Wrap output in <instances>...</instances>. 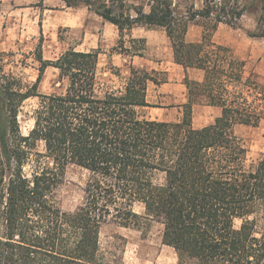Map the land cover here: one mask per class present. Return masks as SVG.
Wrapping results in <instances>:
<instances>
[{
	"label": "trees",
	"instance_id": "1",
	"mask_svg": "<svg viewBox=\"0 0 264 264\" xmlns=\"http://www.w3.org/2000/svg\"><path fill=\"white\" fill-rule=\"evenodd\" d=\"M59 1L85 8L120 34L135 25L163 28L174 63L202 78L185 76L181 117L163 122L142 113L154 107L146 102L148 83L158 84L152 72L130 65L122 76L112 67L124 82L109 87L99 77L98 50L69 49L51 61L38 54V76L28 84L4 71L1 53L0 264H114L101 253V229L144 222L162 227L176 264H264V157L247 167L246 148L232 132L264 120V83L231 48L212 41L219 24L241 29L244 9L227 0H203L201 9L183 12L168 0ZM190 24L201 27L199 42H186ZM246 35L264 38L263 31ZM47 67L65 81L62 93H37ZM32 99L24 135L18 116ZM200 103L220 115L195 129L192 107ZM68 165L87 177L80 204L63 212L57 190ZM255 208L259 233L248 219Z\"/></svg>",
	"mask_w": 264,
	"mask_h": 264
},
{
	"label": "rangeland",
	"instance_id": "2",
	"mask_svg": "<svg viewBox=\"0 0 264 264\" xmlns=\"http://www.w3.org/2000/svg\"><path fill=\"white\" fill-rule=\"evenodd\" d=\"M150 0H140L145 4ZM177 12H183L190 6L195 9L201 6L202 0H168ZM40 0H0V54L4 71L13 73L23 83L33 84L38 76L39 63L36 56L43 60H54L62 52L73 49L75 51L98 50L99 77L109 87H119L124 82L111 74L112 67H116L126 76L123 61L117 56L124 47H129V40L125 35L117 36L113 26L106 24L99 17L85 8H65L59 0H44L42 6H37ZM220 3V2H218ZM226 4L232 9H244V14L238 21L241 29H231L219 25L218 42L231 48L233 53L245 61L247 72L255 73L264 83V38H250L246 33L264 32V0H227ZM197 7V8H196ZM147 8H145L146 10ZM237 11V10H236ZM140 43L135 42L132 50H136ZM158 50V51H157ZM152 61L163 62L152 71L153 77L160 83L168 78L183 80L180 72L172 66L168 59V51L162 45L148 53ZM152 66V65H151ZM198 73L192 72L195 78ZM65 81H59L57 70L47 67L38 84L39 94H59L65 89ZM164 90L169 87H164ZM176 100L186 95L184 86L175 88ZM181 93V95H180ZM147 96L150 105L158 109L142 110L144 116L176 122L181 117L179 104H174L169 94H159L155 85H148ZM36 103V99L24 102V107L18 116L20 131L26 135L31 127L27 113ZM192 107V127L200 129L211 124L217 117L216 107L204 103ZM233 134L240 138L246 148L245 165L256 164L264 157V120L257 127L234 125ZM40 150L41 147L38 146ZM87 173L74 165H68L62 184L57 190L58 207L63 212H72L80 204L82 189ZM138 215H142V208L135 207ZM254 231L262 229L261 213L258 208L249 216ZM239 221L236 222V226ZM162 227L155 222H144L141 227L123 228L114 224L105 225L99 236L100 250L108 260L114 264H176L177 259L173 250L162 244Z\"/></svg>",
	"mask_w": 264,
	"mask_h": 264
},
{
	"label": "crops",
	"instance_id": "3",
	"mask_svg": "<svg viewBox=\"0 0 264 264\" xmlns=\"http://www.w3.org/2000/svg\"><path fill=\"white\" fill-rule=\"evenodd\" d=\"M202 6H203V0L201 1V6L199 8H197V7L196 8L201 9ZM105 23L109 24L107 22H105ZM109 25H111V24H109ZM219 25H221V24H219ZM219 25L217 26L214 34L212 35V41L216 44L223 45V44H220L218 42ZM111 26H113V25H111ZM114 28L116 30L117 36H122L123 33L125 32V35L123 37H126L129 40V47H124V49L120 52L115 51L116 55L121 57V59L123 61V64L121 66L126 68V69L128 66L132 65L135 68L143 69L147 72H152L149 70L152 68H156V67H154V65L161 66L163 64V62L162 61L161 62L152 61V59L148 57V53L154 51L155 48L158 49V47L160 45H162L164 47V49H166V51H168V59L171 60L170 64L172 66L176 67V69L180 72V75H181L182 80H183L182 84L180 83V80L176 81V80L168 78L166 80V82L160 83L158 81V84H156V85L152 84V83H148V85H150V84L155 85L159 94H167V95L169 94L170 96H172V98L174 100V104H179V105L181 104L179 106V108L181 109V106L186 102L187 93H186V95H183V98L181 97V99H178V101H177L176 100V94L177 93L175 91V88L177 87V85L184 86V88H185V85H184L185 76L190 81H195V82L201 81V78H202L201 71L194 69V68H188L186 70V73H185L181 66L174 63L170 41L167 38L166 33H165L163 28L155 27V26L135 25V26H132L128 30H124L121 34L118 33L116 27H114ZM201 36H202L201 27L198 25H195V24H190L188 26L186 34H185V40L188 43H196V42H199L201 40ZM135 42L140 43V46L136 47L137 48L136 50H132ZM134 53H137V54H134ZM192 72L198 73V76L196 75L195 78H191L190 75ZM148 85H147V87H148ZM164 87H169V89L164 90L163 89ZM185 91H186V88H185ZM180 95H181V93H180ZM146 102L148 104H150L148 101L147 90H146ZM193 107H195V106H193ZM210 108H212V107H210ZM147 109L153 110V109H158V108H156V107L145 108V110H147ZM214 109H215L216 116L218 117L220 115V110L218 108H214ZM145 117L149 118L148 114ZM149 119L157 120V121H163V120L152 119V118H149ZM163 122H167V121H163Z\"/></svg>",
	"mask_w": 264,
	"mask_h": 264
}]
</instances>
